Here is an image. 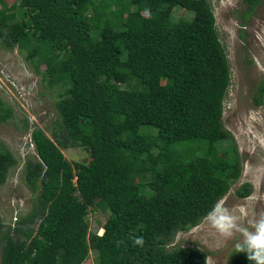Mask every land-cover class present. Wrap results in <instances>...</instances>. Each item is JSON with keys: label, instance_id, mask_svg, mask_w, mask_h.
Instances as JSON below:
<instances>
[{"label": "trees", "instance_id": "trees-1", "mask_svg": "<svg viewBox=\"0 0 264 264\" xmlns=\"http://www.w3.org/2000/svg\"><path fill=\"white\" fill-rule=\"evenodd\" d=\"M242 1L246 17L263 0ZM176 6L190 17L173 18ZM0 43L59 96L50 136L31 129L36 154L23 175L34 210L6 235L1 264H83L90 252L94 264H205L202 249L172 244L242 175L223 124L231 72L209 1L0 0ZM263 101L264 81L254 96ZM12 117L0 98V124ZM67 148L90 161H68ZM17 164L0 141V185ZM91 206L108 212L102 235L89 233ZM229 264L253 262L237 251Z\"/></svg>", "mask_w": 264, "mask_h": 264}, {"label": "rangeland", "instance_id": "rangeland-1", "mask_svg": "<svg viewBox=\"0 0 264 264\" xmlns=\"http://www.w3.org/2000/svg\"><path fill=\"white\" fill-rule=\"evenodd\" d=\"M12 4L15 0H8ZM214 12L216 28L230 65L231 82L224 101L223 124L233 137L242 164L241 178L232 185L228 194L218 203L216 214L207 217L188 232L178 233L172 246L200 248L205 252V264H229L237 252L236 244L243 241L240 228L254 230L264 219V101L257 106L254 96L264 81V0L250 15L242 0H208ZM8 4V3H7ZM172 17L179 20L190 14L182 8H173ZM44 66L40 68L42 72ZM0 98L12 109L13 117L0 124V141L14 154L18 164L11 169L5 184L0 185V264L1 252L8 232L20 216L32 213L36 194L27 187L23 170L27 156L36 154L30 140L31 129L48 131L57 120L56 89H48L41 76L25 55L15 49H5L0 43ZM28 122V131L24 129ZM70 162L87 163L91 157L81 148L63 149ZM225 156L224 152H221ZM248 184L251 193L238 198L237 188ZM228 210L224 213L220 207ZM225 215L235 217L237 228L225 235L216 224H225ZM108 212L97 206L88 211L89 233H96L106 222ZM29 227L35 228L36 223ZM83 264H94V253Z\"/></svg>", "mask_w": 264, "mask_h": 264}, {"label": "clouds", "instance_id": "clouds-1", "mask_svg": "<svg viewBox=\"0 0 264 264\" xmlns=\"http://www.w3.org/2000/svg\"><path fill=\"white\" fill-rule=\"evenodd\" d=\"M33 145V144H32ZM219 203V202H218ZM222 211L227 213L228 210L220 205ZM216 214V205L208 212L207 219L210 221ZM223 219L226 221L225 224H216L212 222V226L216 227L219 231L225 235L231 236L233 229L237 228L235 223V217L231 215H225ZM239 231L243 234V241L236 244V249L239 253L246 254L248 261L253 264H264V219H260L256 222L254 230H248L247 228H240ZM102 228L98 231L97 235H102ZM137 243H142L143 239L139 238Z\"/></svg>", "mask_w": 264, "mask_h": 264}]
</instances>
